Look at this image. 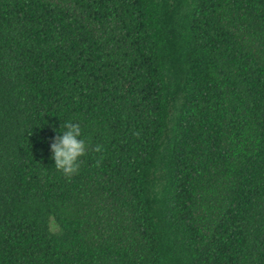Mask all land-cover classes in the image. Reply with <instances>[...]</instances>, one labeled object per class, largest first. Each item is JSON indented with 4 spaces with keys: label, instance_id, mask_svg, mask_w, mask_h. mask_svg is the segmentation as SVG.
Masks as SVG:
<instances>
[{
    "label": "trees",
    "instance_id": "1",
    "mask_svg": "<svg viewBox=\"0 0 264 264\" xmlns=\"http://www.w3.org/2000/svg\"><path fill=\"white\" fill-rule=\"evenodd\" d=\"M0 264H264V0H0Z\"/></svg>",
    "mask_w": 264,
    "mask_h": 264
},
{
    "label": "clouds",
    "instance_id": "2",
    "mask_svg": "<svg viewBox=\"0 0 264 264\" xmlns=\"http://www.w3.org/2000/svg\"><path fill=\"white\" fill-rule=\"evenodd\" d=\"M49 145L51 159L56 171L65 177H72L79 173L81 158L87 154L89 142L83 137L79 123L65 121L63 131H56ZM95 151H100L97 146Z\"/></svg>",
    "mask_w": 264,
    "mask_h": 264
}]
</instances>
